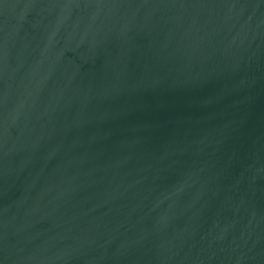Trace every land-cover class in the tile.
Instances as JSON below:
<instances>
[{"label": "water", "instance_id": "1", "mask_svg": "<svg viewBox=\"0 0 264 264\" xmlns=\"http://www.w3.org/2000/svg\"><path fill=\"white\" fill-rule=\"evenodd\" d=\"M0 264H264V0H0Z\"/></svg>", "mask_w": 264, "mask_h": 264}]
</instances>
